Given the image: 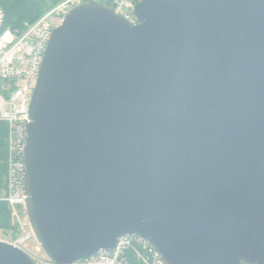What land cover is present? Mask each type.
Returning a JSON list of instances; mask_svg holds the SVG:
<instances>
[{
    "label": "water",
    "instance_id": "1",
    "mask_svg": "<svg viewBox=\"0 0 264 264\" xmlns=\"http://www.w3.org/2000/svg\"><path fill=\"white\" fill-rule=\"evenodd\" d=\"M92 1L47 44L25 212L53 264L125 236L162 264H264V0ZM0 264H36L0 241Z\"/></svg>",
    "mask_w": 264,
    "mask_h": 264
},
{
    "label": "built area",
    "instance_id": "2",
    "mask_svg": "<svg viewBox=\"0 0 264 264\" xmlns=\"http://www.w3.org/2000/svg\"><path fill=\"white\" fill-rule=\"evenodd\" d=\"M86 1L105 4L108 0H65L21 29L6 26L4 12L0 8V123L7 129L6 187L0 201L7 205L15 228L13 237L0 238V241L21 250L36 264L53 263L46 256L43 260L39 259L28 245L31 242L36 251H42L26 216L22 186L26 127L31 123L29 107L53 30L60 26L72 8ZM140 1L111 0L115 5L114 12L131 25L137 22L133 10ZM75 264H162V262L154 248L147 242L137 236H125L118 239L113 250L100 251Z\"/></svg>",
    "mask_w": 264,
    "mask_h": 264
},
{
    "label": "trees",
    "instance_id": "3",
    "mask_svg": "<svg viewBox=\"0 0 264 264\" xmlns=\"http://www.w3.org/2000/svg\"><path fill=\"white\" fill-rule=\"evenodd\" d=\"M52 7L60 0H50ZM111 0L105 2V5L110 6ZM0 8L4 12L5 25L11 28H23L26 24H30L44 14L38 3L34 0H0ZM46 12V11H45ZM6 126L0 123V197L5 190V174H6ZM0 230L10 231V236L13 237L15 228L10 219L8 207L4 202L0 201Z\"/></svg>",
    "mask_w": 264,
    "mask_h": 264
},
{
    "label": "rangeland",
    "instance_id": "4",
    "mask_svg": "<svg viewBox=\"0 0 264 264\" xmlns=\"http://www.w3.org/2000/svg\"><path fill=\"white\" fill-rule=\"evenodd\" d=\"M38 3V5L40 6L42 12H45V11H48L49 9H51L53 6L57 5L58 3L62 2V1H65V0H60L59 2H57L55 5H53L52 7H50L51 5V1L50 0H34ZM10 231L6 230H0V238H5V239H9L11 236H10ZM29 247L35 251V254L36 256L43 260L45 258V254L42 252V251H36L34 249V245L30 242L29 244ZM34 246V247H33ZM38 264H44L42 262H39Z\"/></svg>",
    "mask_w": 264,
    "mask_h": 264
}]
</instances>
